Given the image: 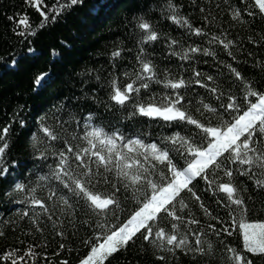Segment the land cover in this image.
Returning <instances> with one entry per match:
<instances>
[{
	"label": "snow or ice",
	"instance_id": "snow-or-ice-1",
	"mask_svg": "<svg viewBox=\"0 0 264 264\" xmlns=\"http://www.w3.org/2000/svg\"><path fill=\"white\" fill-rule=\"evenodd\" d=\"M237 2L241 7L232 9V22L245 23V8L251 9L247 17L264 19V0ZM26 4L38 12L42 19L37 27L43 29L55 26L63 13L85 6V0H65L52 8L51 18L43 10V0H26ZM160 11L181 37L199 41L192 39L185 46L161 35L145 18L147 13L125 10L137 44L135 63L126 67L124 50L112 51V73L105 80L94 77L106 99L95 93L84 96L90 101L86 112L81 111L79 98L75 107L65 100L49 105L29 133L33 141L39 135L43 142L29 153L31 166L6 160L11 125L4 127L0 181L17 174L11 179L18 193L13 203L24 206L21 214L35 232L43 235L41 225H52L60 240L55 256L72 253L66 247V231L72 236L81 229L86 232L80 238L85 251L77 253V264H113L138 244L156 249L153 258L168 264L177 251L194 259L205 256L213 248L212 240L222 264H259L264 261V213H252L244 185L251 182L264 191V82L251 80L232 64L223 65L228 70L223 78L219 72L202 76L198 65L206 63L205 58L219 64L223 54L235 62L234 49L239 47L234 39H227L222 25L212 34L215 18L209 7L199 8L203 14L199 27L173 0H165ZM90 12L99 16L101 8L93 5ZM7 19L15 35L26 39L37 34L27 13ZM157 43L166 46V59H178L173 67L184 72L191 67L193 72L187 78L180 72L172 78L171 68L160 69L153 59ZM62 46L71 48L70 42ZM33 51L29 47L25 56ZM52 83L49 73H40L33 89L42 91ZM197 85L203 93L194 90ZM109 115L112 119L105 120ZM66 126L75 133L70 139L63 135ZM152 128L158 131L153 133ZM201 192L223 215L209 211ZM4 235L0 231V237ZM224 237H235V246L224 243ZM37 247L12 246L0 254V264H70L65 258L50 260Z\"/></svg>",
	"mask_w": 264,
	"mask_h": 264
},
{
	"label": "trees",
	"instance_id": "trees-1",
	"mask_svg": "<svg viewBox=\"0 0 264 264\" xmlns=\"http://www.w3.org/2000/svg\"><path fill=\"white\" fill-rule=\"evenodd\" d=\"M64 2L65 0H43V10L47 11L51 18L52 8L59 7ZM173 2L182 8L183 15L197 27L203 23V14L199 8L209 7L212 17L215 18L213 20L215 27L211 28L212 34H215L222 25L228 31L227 39H234L239 45L234 49L235 62L221 54L218 57L219 64L214 63L211 58H205L206 63H199L198 70L202 76L209 74L215 76L219 72L223 78L228 72L223 65L232 64L251 80L264 82V19L259 16L255 19L247 17L246 12L251 9L245 8V23L232 22L230 20L232 9L241 7L237 0H173ZM93 5L100 6L99 16L90 12ZM164 5L165 0H85V6L63 13L55 26L47 25L40 29L37 25L42 18L33 7L26 4V0H0V132L4 127L11 125L6 138L9 144L5 153L6 160L9 163L32 165L29 153L33 151L34 145L42 146L43 142L37 135L39 141L37 144V141L30 138L29 133L36 128L39 117L49 105L65 100L75 107L76 98H79L78 103L83 106L81 111L86 112L90 107V101L84 96L95 93L101 99H106L104 92L100 90V82L94 77L99 75L101 80H105L109 73H112L110 63L112 51L117 48L124 50L123 64L126 67L130 68L131 64L135 63L137 44L130 35L132 28L125 10L139 9L141 14L147 13L145 18L154 24L161 35H170L185 46L191 45L192 39L199 41V38L189 39L187 36H180L179 30L161 16L160 10ZM106 6H110V11H104ZM20 13L28 14L37 33L35 36L25 39L14 34L13 23L7 17ZM249 38L257 41V44L251 43ZM62 42H70V50L62 46ZM29 47L34 51L25 56ZM153 50L155 63L160 69L171 68L169 75L172 78H175L178 72L185 78L193 72L194 69L191 67L187 68L186 72L173 67L179 61L176 58L172 60L165 58L166 46L157 43ZM40 73H49L53 81L51 86L42 91L33 89V81ZM124 82L125 79L121 76L120 83ZM194 90L204 92L198 85ZM99 110L103 111L102 108ZM108 119L112 117L106 116L105 120ZM48 120L50 123L53 121L51 112L48 114ZM157 131L156 128H152L153 133ZM74 134L71 126L64 128L63 135L66 138L70 139ZM18 173L22 176L23 169H19ZM16 175L14 173L12 178ZM12 178L0 181V231L5 233L0 237V254L12 246L24 248L37 245L36 250L46 251L52 261L65 258L69 259L70 264H77V253L82 255L85 251L80 246V238L85 236L86 232L81 229L72 236L66 231V247L72 249V253L69 255L65 251L60 257L55 256L60 240L55 236L52 225H41L43 235L34 231L32 222L21 214L24 206L13 203V197L18 193L11 185ZM244 179L240 178L241 181ZM244 187L252 213H264V191L254 188L251 182L246 183ZM8 193H12V196ZM200 194L205 198V204L209 206L210 212L223 215V210L208 194L203 192ZM38 195L46 196L47 193L38 192ZM194 211L198 217L202 216L198 209ZM207 219L211 221L210 216ZM210 242L213 248L206 252L205 256H197L194 259L191 254L184 255L177 251L175 256H169L168 264H222L221 252L216 241ZM224 243L235 246V237H224ZM44 244L48 245L47 249L43 248ZM155 251L154 248L145 249L143 245L138 244L123 255H119L113 264H158L153 258ZM40 264H43V261ZM259 264H264V261H260Z\"/></svg>",
	"mask_w": 264,
	"mask_h": 264
}]
</instances>
